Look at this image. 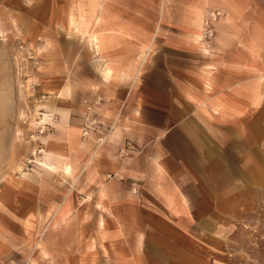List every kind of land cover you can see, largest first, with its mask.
Returning <instances> with one entry per match:
<instances>
[{
  "label": "rangeland",
  "instance_id": "374dc122",
  "mask_svg": "<svg viewBox=\"0 0 264 264\" xmlns=\"http://www.w3.org/2000/svg\"><path fill=\"white\" fill-rule=\"evenodd\" d=\"M163 7L0 0V264H264V74L252 101L237 108L225 101V112V105L216 109L211 70L201 77L211 95L209 107L221 122L257 118V129L226 128L225 148L204 149L209 154L204 163L197 149L185 158L169 145L156 150L167 161L163 193L176 192L184 213L176 214L170 200L184 208L154 191L151 165L139 182L113 173L117 166L109 165V150L96 154L91 145L90 129L106 128L109 118L100 76L108 85L135 81L150 55V46H143L134 65L127 68L132 61L127 59L122 67L117 34L134 40L140 28L148 44L151 33L166 25ZM166 7L180 23L185 7ZM95 35L101 44L108 42V57L94 53ZM204 52L210 53L207 42ZM107 68L113 77H106ZM122 75L125 80L114 79ZM68 85L71 95L65 98L61 93ZM202 110L216 120L206 105ZM44 114L51 120L42 124ZM123 135L118 128L115 136ZM133 145L128 141L118 153L130 165L146 152ZM25 173L32 175L25 178ZM107 182L111 197L101 211L98 189Z\"/></svg>",
  "mask_w": 264,
  "mask_h": 264
},
{
  "label": "crops",
  "instance_id": "0c3cea01",
  "mask_svg": "<svg viewBox=\"0 0 264 264\" xmlns=\"http://www.w3.org/2000/svg\"><path fill=\"white\" fill-rule=\"evenodd\" d=\"M111 4H163L162 14L166 25L162 27L160 24L151 33L148 44L145 40V30L140 28L133 33L134 40L128 39L131 35L127 33L125 36L117 34L119 40L115 46L122 57V67L125 66L122 62L124 64L127 59H132L130 63H126L127 68L134 65V60L143 46H150V55L141 75L135 81L124 85H108L100 76L101 85L106 89L105 99L109 100V107L105 111V116L109 118L105 120L106 128L90 129L91 145L96 148V154H99L102 148L109 150V165L117 166L115 170L113 168V173L125 175L133 180L144 181L149 175L147 167L151 165L154 170L151 178L154 191L160 197L164 195L173 199L177 207L180 205L184 208V211L178 210L170 200L169 205L176 214L184 213V202L176 200L179 196L176 192L175 195L163 193L161 181L165 173L163 166L167 165V161L156 150L168 148L169 145L171 149L176 150L177 155L181 154L185 158L189 154L188 150L197 149L199 161L204 163L202 159L209 155L208 150L204 153V149H209L210 146L218 150L225 148L222 141L225 140L226 128L257 129V118L240 117L226 123L221 122L209 107L211 95L204 90L201 77L205 71L211 70L209 78L218 96L216 109L219 111L224 105V112L226 111L225 101L237 108L255 98L259 77L264 74V61L259 62V53H264V0H111ZM168 5L185 7L180 23H177L178 16L166 7ZM213 12H221L223 15L214 25L215 38L212 42H207L210 53L206 54L201 36L202 20ZM113 14L117 17L119 15ZM198 18L201 20L199 26L195 24ZM137 20L141 22L144 19L137 16ZM123 29L124 32L130 30L124 27ZM101 43V50L97 54L103 59L109 56V44ZM130 53L133 55L126 58V54ZM105 72L106 77H113L111 68H107ZM114 79L125 80L126 76ZM263 84L264 80L261 82V88ZM206 86L210 88V83L207 82ZM117 89H122V92L116 93ZM70 91L68 85L61 95L68 98ZM203 105H206L207 111L213 114L216 120L211 121L203 113ZM46 108L51 110L50 113L53 112L52 107ZM222 115L225 116V113ZM49 117L50 115L44 114L42 122L51 120ZM118 128L123 130L122 138L115 136ZM70 132L76 133L77 129L70 128ZM128 141H132L133 148L146 150L145 156L135 158L131 165L127 159L118 157L119 150L124 149ZM95 157L90 159L89 165H92ZM41 164L49 169L45 161ZM75 165L77 168V162ZM68 167L64 168L66 172L69 171ZM108 169L110 172L111 168ZM25 174L26 178L32 175ZM98 179L93 177V182H98ZM101 186L98 189L100 197L103 198L100 204L105 209L100 208L99 203L97 207L106 211L111 197L110 182ZM89 190L95 192L94 195L98 194L96 188L91 187ZM40 251H44L41 246Z\"/></svg>",
  "mask_w": 264,
  "mask_h": 264
},
{
  "label": "built area",
  "instance_id": "2783aa9c",
  "mask_svg": "<svg viewBox=\"0 0 264 264\" xmlns=\"http://www.w3.org/2000/svg\"><path fill=\"white\" fill-rule=\"evenodd\" d=\"M223 14L221 12H213L206 18V24H205V41L206 42H212L215 38V30L214 25L219 21ZM88 132V129H84ZM85 132L87 135L88 133Z\"/></svg>",
  "mask_w": 264,
  "mask_h": 264
},
{
  "label": "bare ground",
  "instance_id": "6f19581e",
  "mask_svg": "<svg viewBox=\"0 0 264 264\" xmlns=\"http://www.w3.org/2000/svg\"><path fill=\"white\" fill-rule=\"evenodd\" d=\"M211 14V13H210ZM84 15V14H83ZM196 19V18H195ZM200 23H201V20H200V18H198L197 19V21L195 22V24H197L198 26L200 25ZM84 24V23H83ZM205 24H206V20L205 21H203L202 20V29H201V36H202V39H203V42H204V44H205V46H206V41H205V34H204V31L206 30V28H205ZM74 31V30H73ZM91 39V38H90ZM92 42V41H91ZM93 43H94V53L95 54H97L98 52H99V50H101V47H100V38L97 36V35H95L94 36V39H93ZM92 45V44H91ZM92 47V46H91ZM93 50V49H92ZM97 55H99V54H97ZM65 90V89H64ZM69 90V89H68ZM44 122H42V124H43ZM69 168V167H68ZM23 177H25L26 178V174H24V176Z\"/></svg>",
  "mask_w": 264,
  "mask_h": 264
}]
</instances>
